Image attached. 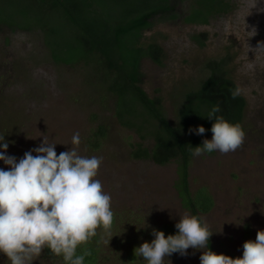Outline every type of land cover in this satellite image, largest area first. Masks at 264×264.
<instances>
[{"label":"rangeland","instance_id":"rangeland-1","mask_svg":"<svg viewBox=\"0 0 264 264\" xmlns=\"http://www.w3.org/2000/svg\"><path fill=\"white\" fill-rule=\"evenodd\" d=\"M3 3L0 0V7ZM236 17L213 21L205 28L184 25L183 17L156 23L144 38L162 47L163 65L143 60L141 72L143 90L149 97L161 99L167 119L174 124L181 95L206 76V63L228 55L229 75L246 101L245 139L234 152L192 157L189 185L191 191L205 187L213 198L212 210L201 216L213 233V249L239 258L243 244L255 241L257 231L264 230V50L255 51L264 42V29H256L258 25L246 17ZM253 28L254 36L249 33ZM194 35L203 41V47L192 40ZM83 74L81 66L53 64L38 33L0 32V136L8 143L6 155L19 161L45 139L56 144L57 155L74 147L81 156L101 158L96 179L111 196L119 228L126 237L152 241L153 229L163 224L175 226L186 212L172 186L175 164L157 166L133 160L130 144L139 141L137 136L116 122L112 102L102 104L103 96L98 95L99 100L95 97L84 84ZM99 124L106 126L107 137L92 151L85 140ZM76 133L79 145L72 144ZM145 145L150 148L151 140ZM0 169L7 170L3 161ZM187 252L183 257L172 254L164 264H200L202 251L190 248ZM0 264L10 262L3 256ZM32 264L52 263L39 256Z\"/></svg>","mask_w":264,"mask_h":264},{"label":"trees","instance_id":"trees-1","mask_svg":"<svg viewBox=\"0 0 264 264\" xmlns=\"http://www.w3.org/2000/svg\"><path fill=\"white\" fill-rule=\"evenodd\" d=\"M0 7V32L38 33L47 51L49 60L57 66H81L85 85L103 96L102 104L112 102L114 119L123 128L133 132L138 142L130 144L129 156L133 160L149 161L157 166L175 164L173 189L181 208L191 215L201 217L209 213L213 198L205 187L191 191L189 168L193 148L212 136L214 121L207 119L212 106L219 103L217 115L231 124L243 127L245 99L238 93L235 82L229 75L228 55L206 63V76L195 87L186 90L176 105L175 123L165 114L159 97H149L142 89L141 62L149 60L162 66L165 57L162 47L156 42L145 41L144 35L156 23L180 18L176 0H3ZM5 4V6H4ZM203 9L215 5L213 0H201ZM18 8H14L17 7ZM10 7V9H9ZM13 10L11 13L9 10ZM15 9V10H14ZM201 10V8H199ZM213 9V8H212ZM200 10L184 17L189 24L204 22ZM192 40L203 47L198 35ZM92 118V116H91ZM92 121L95 120L93 116ZM203 126V136L189 133L190 128ZM107 137L104 124L90 130L85 144L89 150H98ZM151 140V147L145 141ZM213 153V152H212ZM212 153H206L211 155ZM115 214L109 235L97 229V235L87 244L78 246L77 255L85 249L91 251L84 264H147L142 257L134 255V249L150 240L126 237L119 228ZM157 231L165 237L177 234L171 224H163ZM209 250L237 258L229 251L216 252L209 240ZM123 254V255H122ZM4 255L0 253V257ZM52 264H66L62 256H55L45 248L41 255ZM6 257V256H4Z\"/></svg>","mask_w":264,"mask_h":264},{"label":"clouds","instance_id":"clouds-1","mask_svg":"<svg viewBox=\"0 0 264 264\" xmlns=\"http://www.w3.org/2000/svg\"><path fill=\"white\" fill-rule=\"evenodd\" d=\"M256 2L253 0V7ZM249 33L254 36L255 28ZM258 50H264V42L258 44ZM236 95L238 91L232 92L233 98ZM220 111L217 103L207 114V119L214 121L211 140L204 139L194 148L188 145L193 157L214 151L226 154L242 146L245 132L241 125L217 115ZM205 132L203 126L189 129L190 134L200 136ZM79 143L76 133L72 144ZM0 146V161L7 166V170L0 169V253L10 264H32L47 248L55 256H62L66 264H84L85 257L92 253L85 249L77 255L78 246L95 237L97 229L110 235L114 218L111 196L96 179L102 159L81 156L74 147L57 155L56 144L43 139L41 145L17 161L6 155L4 136H0ZM175 228L177 234L167 237L153 229L155 238L134 249V255L147 264H164L165 258L174 253L187 256L191 248L202 251L200 264H264V230L257 231L255 241L243 244L242 257L233 259L209 250L213 233L203 218L185 212Z\"/></svg>","mask_w":264,"mask_h":264},{"label":"flooded vegetation","instance_id":"flooded-vegetation-1","mask_svg":"<svg viewBox=\"0 0 264 264\" xmlns=\"http://www.w3.org/2000/svg\"><path fill=\"white\" fill-rule=\"evenodd\" d=\"M200 1L201 0H176L177 5L175 7L177 15L180 18L183 17L184 19L185 16L190 14L192 8H195V10H200L199 8H201L200 12L205 16V20L202 23L189 24L183 21L184 25L205 28L210 26L213 21H225L228 20V18L231 19V17L238 15L236 20L239 18L245 19L246 17L249 20L248 22L253 21L254 25H258L256 29H264V20L260 18H264V11L261 10L264 9V0H257L255 7H253V0H213L215 5L209 6L208 9H203V4H200ZM239 22L243 24V21L239 20Z\"/></svg>","mask_w":264,"mask_h":264}]
</instances>
